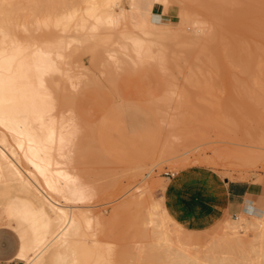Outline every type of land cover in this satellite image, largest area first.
Returning <instances> with one entry per match:
<instances>
[{
	"label": "bare ground",
	"instance_id": "1",
	"mask_svg": "<svg viewBox=\"0 0 264 264\" xmlns=\"http://www.w3.org/2000/svg\"><path fill=\"white\" fill-rule=\"evenodd\" d=\"M225 1L228 0H215L214 2L203 0V4L200 3V5H203L204 9L206 8L209 13H212L211 17L213 19H215V16L223 18ZM171 3L169 0H0V227L12 230L19 238V251L16 257L12 258V261H18L17 264H114L115 256H113L111 250V240L109 241L99 233L103 229L106 218L101 215L102 213L98 214L93 210L90 206L93 204H83L88 200L87 197H91L93 193L89 190L90 187L87 188L88 185L83 186L81 184L80 177L71 172L72 169L69 168V153L72 150L77 152L80 150L79 142L82 133V127L75 109L78 110L80 107L82 110V107L79 106L81 104L79 95L81 98L85 89L90 88V86L85 87L87 82L83 84L85 89L79 87L82 77L85 76H83V71H76V68H82L81 65L76 64V58H78L76 53H80V50L86 45L90 51L93 50L94 52L95 49L90 48L92 42L95 44L99 41L103 43L110 42L118 47H104L105 50H103L112 62L118 61L120 55H123L124 58L129 59L128 62L132 61L133 66H136L135 64L147 62V60H151L150 58L155 57L152 54L154 43L157 41L165 43V39L162 41L159 39L165 38V35L168 37L167 34L177 30L185 31V25L187 24L194 26V33L188 35L180 32V36L185 41L187 40L193 46L197 45L198 47L201 40L208 41L211 44L215 39V35L213 31H208L211 27L210 23L206 21L207 19L203 20V18L200 19L198 16L190 14L184 10L185 7L181 11L179 10V20L177 22L168 21L174 8ZM158 5L163 6L161 12L156 10ZM220 10L223 16L219 13L214 15L215 12H220ZM104 31H108L106 32L108 35L104 33L102 37L101 33ZM177 36L179 37V35ZM182 37L180 38L182 39ZM159 42L158 44H161ZM174 42H176V39ZM167 44L169 45V43ZM81 46L82 48H79ZM78 48L80 50L77 52ZM161 48L166 49L164 45ZM88 49L86 50L88 51ZM238 50L237 54L233 53L236 62L248 69L247 67L252 63V57L254 56H251L252 54L248 52H242L244 50L242 46ZM87 51L83 50V53L86 52L84 54H87ZM90 51L91 57L92 54L95 57V52ZM204 51L203 48L199 50L203 54ZM199 52H197V55H200ZM79 53L77 55L79 58L84 55L81 54L82 50ZM160 53L162 52L160 51ZM100 54L99 50V56L102 55ZM165 54L166 52L163 56ZM197 55L195 54V56ZM99 59L101 58L99 57ZM120 59L118 62L122 63V58ZM97 60V57L96 60L93 59V61ZM99 61L98 63H100ZM98 63L93 62V66L94 64L98 65ZM90 64L92 65V62ZM114 65L116 64L114 63ZM149 65L151 71L152 66ZM129 67L128 65L129 70L126 71L125 69L123 71L126 75L120 72L122 75L115 77L117 81L123 75L127 78L132 77L130 74L134 68L130 70L132 67ZM139 68V72L136 73L137 70H135L133 76L140 78L144 76L145 78L146 75V80H148L147 78L150 79L152 74L155 73L156 75L158 69H155L156 72L148 76V69L144 68L147 70V74H145L143 66ZM108 69L105 68L110 72V69ZM112 70L115 71L117 68L115 70L112 68ZM261 70H264L263 62ZM99 72L102 73V71ZM126 72H129L130 74H128L131 77ZM90 73L92 72L90 71ZM87 75L89 74L87 73ZM144 78H141V80H144ZM117 86L121 85L118 84ZM117 86L115 85V88ZM154 87H156L155 84ZM77 88L84 91H80L83 94H78V89L77 99L74 100L75 107L73 108L68 104L71 101H68V99V103H66L63 95H67V93L71 95L73 92L71 93L70 90L74 91ZM135 88L137 89V87ZM93 89L85 91L86 95H84L88 103L86 101H82V103L86 106L90 100L95 101L94 99H99V96L101 98L100 93L102 94L105 90V88L102 91L100 88L97 90V86ZM67 90L70 92H66ZM104 94L106 95V93ZM70 95L67 97L72 98ZM90 95L96 96L94 98L91 96L93 98L91 99ZM97 96L98 98H96ZM104 99L110 103L107 98ZM97 101L92 105L102 103V100L101 102ZM65 104L69 107H65ZM89 105L91 106V104ZM94 106L90 109L96 110L98 104L96 107ZM103 106L105 107V105ZM97 110L100 112L99 109ZM96 111L95 113L98 116ZM257 112L259 113V111ZM83 115V118H85V114ZM193 115L196 116L197 114L194 113ZM97 116L95 122L90 121L91 124L89 122V127H92H90L92 133L89 146L92 144V151L96 150L102 157L101 159L106 160L107 165L108 162L110 163L109 167L111 168L114 167L111 166L112 164L115 167L118 164L108 160L99 145V138L106 135V130L111 127L121 130V127H123L131 131V135L134 137L135 135L146 136L150 134L146 120V118H150V114L147 112L115 108L110 103L107 104L98 118ZM256 119L264 123L263 115L256 117ZM187 122L186 124L189 126L191 122ZM193 133L190 132L191 136H193ZM120 137L121 135L116 140L115 148L118 154L123 155L126 159L128 144L121 141ZM154 140L153 138L144 139L139 146L142 147L141 150L149 152L150 160L157 161L159 158L162 159L167 150L164 145L162 147L159 145L161 148L158 149L157 141ZM166 145L172 148L170 143ZM162 149H165V151H162ZM161 152L165 153L162 154ZM92 155L94 156V153ZM155 158L157 159L155 160ZM96 159L99 160V158ZM145 160L147 162V159H142L143 162L140 163H136L138 160H132L131 162H135V164L133 163L132 166L126 165V167L141 172L147 164L144 162ZM95 163H98V161ZM150 186L148 187L147 182L146 184H140L136 188V194L134 193L135 196L131 199V202L127 201L125 205H119L122 208L121 211H127L130 207H133V204L143 203L142 198L147 199V201L149 198L152 199ZM172 186L173 184H169L166 187L167 196H162L157 200L153 198L152 201H149L151 204L149 205L148 202L147 206L149 209L152 208L151 210L147 209L149 218L147 216L146 220L149 219L148 227H150V234L152 233L151 235L154 238V247H157L155 253H158V256L155 255L158 257L156 260L159 264L160 262L163 264H250L249 261H252L250 254H253L252 252L255 253L259 250L264 256V214H243L241 211L242 216L237 215L236 218L224 221L219 234L203 248H195L196 243L193 245L184 242L182 239L184 225L178 223L174 217L175 210L173 207L179 201L171 189ZM89 193L90 195H88ZM91 199L92 197L89 200ZM116 215L118 216V214ZM250 233H253L252 237H249ZM260 258L262 259V257ZM257 259L254 264H256V261H261V259ZM0 264H2L1 261Z\"/></svg>",
	"mask_w": 264,
	"mask_h": 264
},
{
	"label": "rangeland",
	"instance_id": "2",
	"mask_svg": "<svg viewBox=\"0 0 264 264\" xmlns=\"http://www.w3.org/2000/svg\"><path fill=\"white\" fill-rule=\"evenodd\" d=\"M214 1L211 0V2ZM169 2H172L171 4L174 8L173 12L169 15L168 21L173 20L174 22H177L179 20L178 12L184 7V10L190 14L196 15L200 19L203 18V20L207 19L206 21H208L211 26L208 31H213L215 35V39L211 42V44L208 41L201 40L202 42L200 41L199 45V47H201L199 48L197 45L193 46L192 43L187 42V40L185 41L184 38L180 36V32L183 34L187 33L188 35H193L194 33V26L187 24L185 25V31L177 30L174 31L175 33L173 32L167 34L168 37L165 35V38L162 37L159 39L161 41L165 39V43L162 41L164 44L159 41L153 44L154 47L152 46V48L154 50L152 49V54L155 56L154 58H150L151 60H147V62L144 61L145 63L140 62L135 64L136 66H133L134 63L132 61L128 62L129 59L127 57L124 58L123 55H120L121 57H119L118 60L120 61V58H122V63L118 61L112 62V60L107 57L104 51L105 48L112 46H114V48L118 47L113 45V43L108 42V44L99 41L98 43L100 44L96 43V45L92 42L93 46L90 43V48L95 50L98 49L97 51L94 50L95 53L93 50L90 51L87 45L81 49L82 53L79 49L82 48V46L77 49V52L80 50L81 54L86 53H83V50L87 51L86 49H88V53L81 55V59L77 56L79 52L76 53V57H78L76 58L77 61L75 60L76 64L81 65L82 67L76 68V71H83V76L85 77H82L79 87L85 89L86 86H90V88L86 87V92L89 89L95 88V86H97V90L100 88L101 91L105 88L103 93H100L101 98L99 96V99H97L99 101L94 99L97 102H101L102 100L103 104L95 103L96 105L94 106L92 103L95 101L90 100L89 104H91V106L89 104H87V106L86 104L84 105L82 101L84 102L87 99L85 96L86 92L80 88H77L74 91L70 90L71 93L73 92V95H70V93L63 95L65 102L68 103L67 100L69 99L68 101H71L68 103L69 106L74 108V100L75 98L77 99L76 96L78 94H83V92L80 93V91H84L85 94H83L81 98L79 95V100H81V104L79 106L82 107V110L80 107L79 109L81 111H78L79 109H75L76 115L79 119L78 121L82 127V142L80 140V150L78 152L76 150H72L71 153H69V168L73 170H70L71 172L80 177L81 184L83 186L88 185L87 188L90 187L91 189L89 190L93 193L91 195L92 199L89 200L91 197H87L88 200H86L83 204H93L90 205L93 210L98 214L102 213L101 215H104L106 218L104 220L105 223L103 229L102 231H99V233L106 237L109 241L111 240V250L113 252V256H115L114 264H156V262L159 264L156 260L158 259V257H156L158 253H155L157 251V247H154V238L153 235H151L152 233L150 234V227H148L149 219L146 220L149 214L147 213V209H149L147 208L148 202L152 201L153 198L154 200H157L162 196H167L166 187L169 184H181V180L183 178V174L181 172H187V168H206L222 178H228L229 180L234 181L260 183L264 186V123H261L256 119V117L260 115H263L264 117V70H261L262 62L264 64V0L225 1L224 3H226V5H223L224 14L221 13V10L220 12L217 11L214 14L217 15L219 13L221 16L224 15V17L217 18L215 16V19L211 17L212 13H209V10L206 8L204 9L202 7L203 5H200V3L203 4V0H169ZM156 10L157 12H161L163 10V6L158 5ZM106 32L108 31H104L101 35L104 33L108 35ZM170 35L171 38L169 39ZM177 35H179V37ZM104 37L106 36L104 35ZM180 37H182V39ZM175 39L176 42L181 39V42L178 41L176 43L174 42ZM158 42L161 44H158ZM167 43H169V45ZM170 44L172 45L170 46ZM163 45L167 51L170 49L173 50L167 52L165 51L166 49L161 48ZM240 46L244 49L242 52H248L252 54L251 56H254L252 57L253 64L251 63L249 67H247L248 69L242 66V64H238L235 60V54L239 52L238 49ZM202 48L205 50L204 54L203 52H199ZM99 50L101 54L106 57L101 54V56H99ZM195 50L199 52L198 54L200 55H197ZM89 51L93 52L96 56L94 57L92 54L91 57ZM160 51L162 53H160ZM165 52L168 54L163 56ZM156 53L159 55L158 57H156ZM195 54L197 56H195ZM96 57L100 60V63H98V60L93 61L94 58L96 60ZM99 57L101 59H99ZM155 58L158 59L156 60ZM89 59L92 60L90 61ZM106 59L109 60L107 61ZM104 60L110 63H107ZM91 62L92 65L90 64ZM93 62L98 63V65L94 64L95 67L99 66L96 67L97 69L93 66ZM114 63L116 65H114ZM106 65L107 67H105ZM128 65L130 67L133 66L132 68L129 67L130 70L134 68L131 74L128 72L132 77L126 72L131 78L124 77L126 74L123 71H125V69L126 71L129 70ZM148 65L152 66V72L150 71L151 68L148 67ZM109 66L114 70L117 68V70L113 71ZM142 66L144 72L147 71L145 69H148V72L150 73H148V76H150L153 72H156L155 69L157 68L158 74H152L153 77L151 76L150 79L147 78L149 81L146 80V75L145 78L141 75L143 76L141 78H144V80H141L138 76H133L134 71L137 70L136 73L139 72L138 68H142ZM118 67L120 68L119 70ZM84 68L87 70L85 71ZM89 68L91 70H88ZM105 68H109L110 70H108L110 72L105 70ZM90 71L92 73H90ZM99 71H102V73ZM111 71L112 73L115 72V76L111 73ZM120 72L124 73V75L123 77L118 78L117 81V78L115 77H118L121 74ZM87 73L89 75H87ZM145 74H147V72ZM85 83L86 85L84 87L83 84ZM117 83L121 86H117ZM154 84L156 87H154ZM115 85L117 88H115ZM149 86L150 91L148 90ZM135 87H137V89ZM68 91L69 90L66 92ZM104 93H106V95ZM68 94L72 96L73 101L72 98L67 97L69 96ZM88 94H90V92H88ZM91 96H93V98L95 97L94 95H90L89 97L91 98ZM103 96H105L104 98H107L115 108H127L135 112L144 111L150 114V118H146L150 134L146 136L135 135L134 137L131 135V131L128 130L127 138L125 135L120 137L121 141H125L128 144L125 155L126 159H131V161L138 160L136 163H140L142 159H147V162L146 160L144 161L147 164L141 172L137 169L136 172L135 170L126 167V165L132 166L135 162H126L127 164L125 163L122 166L117 165L116 167L111 163V166H114L111 168L109 167L110 163L108 162L107 165L106 160H102V157L96 152V150L92 151V144L89 146L91 143L90 135L92 133V130L90 129L91 126L89 127V122H95L94 120H96L97 116L95 111L97 109L100 110V112L98 110L96 111L98 112V116H100V113L102 114L107 104H110L109 102H106L107 100L102 98ZM83 98L84 100H82ZM96 98H98V96ZM103 99L106 102L105 104ZM103 105H105V107ZM69 106L65 104V107L68 108ZM93 106H97L98 108L96 107V110L93 108L90 109V107ZM256 110L259 111V113ZM194 113L197 115L194 116ZM83 114H85V118H83ZM191 119L193 120V123ZM188 120L190 121L187 122ZM186 122H191V126H188ZM189 131L196 134L193 133V136H191L192 134H190ZM147 138L155 139L154 141H157V144L160 142L161 147L164 145L168 152L165 151V149H162V151L166 152H161L162 154L165 153L164 156H162V159L159 158L157 161L150 160L149 152L141 150L142 147L139 145ZM169 143L172 148L166 145H169ZM92 153H94L95 160ZM96 158H99V160ZM68 159L67 161L69 163ZM156 159L157 158H155V160ZM96 161H98V163H95ZM106 165L108 166L107 169L105 168ZM167 171L176 173V176L174 178H168V176L165 175V172ZM146 182L148 187L151 185V188L149 189L152 191V199L149 198L147 201V199L144 200L142 198V201H144L143 203H139V205L133 204V207H130L127 211L124 210L125 212H122V204L125 205V202L127 201L131 202V199L136 194V188L140 184H146ZM176 187L180 188L181 185H176ZM88 195H90V193ZM150 204L151 203L149 202V205ZM151 209L152 208L149 210ZM118 211L120 212L118 213ZM116 214H118V216ZM241 214L242 212L238 214V216H242L244 213L242 215ZM108 216L109 218L107 219ZM174 217L178 223L184 225V231L182 233L183 241L193 245L196 243L194 245V247L196 246L195 248H203L219 234L224 221L226 222V220L236 218L237 216L227 214L220 219V221H217L215 225L204 230L190 228L185 224V222L179 219L176 213L174 214ZM252 234L253 233H250L249 237H252ZM256 245L258 246V244ZM252 253L253 254H250V257L252 258L253 264L256 258L260 260V257H262V259L259 262H264V256H262V253L259 250ZM220 256H222V254ZM252 261H249V263L252 264ZM259 262L256 261V264H260ZM17 263L18 261H14L10 264ZM161 263L162 262H160V264Z\"/></svg>",
	"mask_w": 264,
	"mask_h": 264
},
{
	"label": "crops",
	"instance_id": "3",
	"mask_svg": "<svg viewBox=\"0 0 264 264\" xmlns=\"http://www.w3.org/2000/svg\"><path fill=\"white\" fill-rule=\"evenodd\" d=\"M120 135H125L127 138V128L121 127V130H118L111 127L106 130L105 136L99 138V145L108 160L122 166L131 160L127 161L123 155H119L115 148L116 140ZM159 145L160 142L158 147ZM186 171L188 173L181 172L182 183H174L171 189L179 201L173 207L175 213L190 228L204 230L215 225L227 214L237 216L241 211L246 214H264L263 184L229 180L201 167L187 168ZM19 244V238L15 232L6 227H0L2 264L14 262L12 258L16 257Z\"/></svg>",
	"mask_w": 264,
	"mask_h": 264
},
{
	"label": "built area",
	"instance_id": "4",
	"mask_svg": "<svg viewBox=\"0 0 264 264\" xmlns=\"http://www.w3.org/2000/svg\"><path fill=\"white\" fill-rule=\"evenodd\" d=\"M165 175L168 176V178H174L176 176V173L171 172V171H167V172H165Z\"/></svg>",
	"mask_w": 264,
	"mask_h": 264
}]
</instances>
